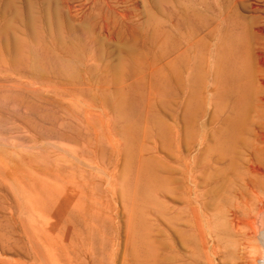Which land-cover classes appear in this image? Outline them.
<instances>
[{
  "label": "rangeland",
  "instance_id": "obj_1",
  "mask_svg": "<svg viewBox=\"0 0 264 264\" xmlns=\"http://www.w3.org/2000/svg\"><path fill=\"white\" fill-rule=\"evenodd\" d=\"M113 6L0 0V264H264V0Z\"/></svg>",
  "mask_w": 264,
  "mask_h": 264
},
{
  "label": "bare ground",
  "instance_id": "obj_2",
  "mask_svg": "<svg viewBox=\"0 0 264 264\" xmlns=\"http://www.w3.org/2000/svg\"><path fill=\"white\" fill-rule=\"evenodd\" d=\"M104 2V4L109 8V9H114L113 3L118 2L119 0H102ZM125 1V0H124ZM127 1V0H126ZM61 4H63L64 6H68V8H70V0H61ZM122 14V13H121ZM123 16V15H122ZM105 19V18H104ZM59 27V26H58ZM243 110H241L237 116H236V121L234 122V126H233V134H232V139L235 142V146L236 148L239 150L240 148L243 147V144L246 145L245 143V138H244V126H243ZM247 132V131H246ZM235 148V149H236ZM244 153V152H243ZM240 156V155H239ZM190 167L192 166L189 165ZM189 169V167H188ZM188 183L190 184H196V180L194 178L193 175V170H189L188 172ZM195 188V187H194ZM234 216V215H233ZM236 219V218H234ZM199 221V220H198ZM232 221V220H231ZM234 222V221H233ZM246 236V235H245ZM246 242V241H245ZM244 242V243H245ZM241 246V245H240ZM244 249V248H243Z\"/></svg>",
  "mask_w": 264,
  "mask_h": 264
}]
</instances>
